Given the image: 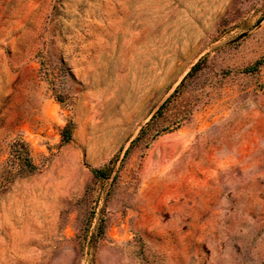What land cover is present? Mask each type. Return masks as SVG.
Here are the masks:
<instances>
[{"label":"rangeland","instance_id":"374dc122","mask_svg":"<svg viewBox=\"0 0 264 264\" xmlns=\"http://www.w3.org/2000/svg\"><path fill=\"white\" fill-rule=\"evenodd\" d=\"M0 264H264V0H0Z\"/></svg>","mask_w":264,"mask_h":264},{"label":"trees","instance_id":"16d2710c","mask_svg":"<svg viewBox=\"0 0 264 264\" xmlns=\"http://www.w3.org/2000/svg\"><path fill=\"white\" fill-rule=\"evenodd\" d=\"M199 66H200V62L197 63V64L192 68V70H191V72L188 74V76H189L194 70H196ZM164 105H165V104H163V105L160 107V109L156 112V115H160V113H161L162 108L164 107ZM156 115L153 116V118L151 119V121H153L154 118H156ZM148 126H149V125H148ZM148 126L145 127V128H143V129H141V133H140L139 138L144 136V134H145L146 131L148 130V129H147ZM67 131H68V130L65 129V130H64V133H68ZM68 136H69V134H68V135H65L66 139L68 138ZM18 144H19V142H18V143H14L12 146H13V147H16V146H18ZM23 161H24V165H25L26 168L28 169L29 173H32V172H35V171H36L35 166H33V165L30 163V161H28V159H27L26 156H24ZM94 174H95V176H97V177H101V178H105V177L108 175V174L106 173L105 170H95V171H94Z\"/></svg>","mask_w":264,"mask_h":264}]
</instances>
